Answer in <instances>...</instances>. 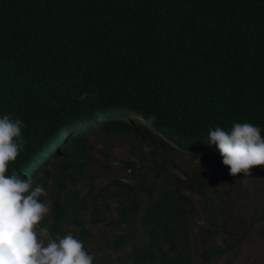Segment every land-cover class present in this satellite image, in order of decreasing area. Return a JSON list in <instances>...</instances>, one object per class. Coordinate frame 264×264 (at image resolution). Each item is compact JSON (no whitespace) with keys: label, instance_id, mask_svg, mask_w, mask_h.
Wrapping results in <instances>:
<instances>
[{"label":"trees","instance_id":"obj_1","mask_svg":"<svg viewBox=\"0 0 264 264\" xmlns=\"http://www.w3.org/2000/svg\"><path fill=\"white\" fill-rule=\"evenodd\" d=\"M4 115L25 141L8 174L45 189L41 226L93 264H233L250 229L264 236V205L246 218L226 202L258 193L264 166L232 176L207 143L236 123L264 138V0H0ZM92 134L129 142L126 179L86 173L109 168Z\"/></svg>","mask_w":264,"mask_h":264},{"label":"clouds","instance_id":"obj_2","mask_svg":"<svg viewBox=\"0 0 264 264\" xmlns=\"http://www.w3.org/2000/svg\"><path fill=\"white\" fill-rule=\"evenodd\" d=\"M23 122L9 115L0 118V264H93V257L72 233L53 237L41 226L49 206L40 201L47 193L33 187L9 163L24 148ZM209 144L216 145L229 174L251 175V169L264 166V138L261 129L250 123H236L230 131L210 130Z\"/></svg>","mask_w":264,"mask_h":264},{"label":"rangeland","instance_id":"obj_3","mask_svg":"<svg viewBox=\"0 0 264 264\" xmlns=\"http://www.w3.org/2000/svg\"><path fill=\"white\" fill-rule=\"evenodd\" d=\"M90 139L95 141L96 148L93 150L92 155L94 160L103 159L104 152L107 153V158L103 161V165L108 166V170H104L99 167L96 162L89 161L86 164V173L96 177V183L98 186L106 183L112 177L127 178V173L120 168V160L131 156L129 142L123 141L121 137L114 138L112 140L102 139L97 141L96 135H90ZM195 162L185 161V166H190ZM221 174L215 175L213 184L220 188L225 187V181L221 178ZM255 186L258 189V193L255 191L252 183L247 182L246 186L241 189L242 195L231 194L227 196L226 202L229 203V211L231 215H241L246 218H250L253 215L255 200L260 204V207L264 205L263 190H264V178L258 179ZM251 189V190H250ZM203 218L204 214H200ZM201 221V218L199 217ZM258 224H260L258 222ZM98 228L93 227L96 231ZM239 248V254L237 257L230 259L229 262L233 264H261L264 259V236H262L257 228L250 229L241 242L237 246ZM227 261L226 257H221L219 262Z\"/></svg>","mask_w":264,"mask_h":264}]
</instances>
